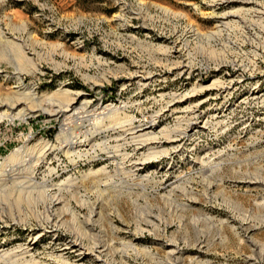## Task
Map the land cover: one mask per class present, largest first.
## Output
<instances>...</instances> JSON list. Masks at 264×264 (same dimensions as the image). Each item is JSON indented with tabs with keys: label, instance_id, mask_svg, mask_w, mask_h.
I'll list each match as a JSON object with an SVG mask.
<instances>
[{
	"label": "rangeland",
	"instance_id": "obj_1",
	"mask_svg": "<svg viewBox=\"0 0 264 264\" xmlns=\"http://www.w3.org/2000/svg\"><path fill=\"white\" fill-rule=\"evenodd\" d=\"M230 1L0 0V104L17 90L15 78L34 96L28 103L32 115L0 118V168L5 172L11 168L4 163L10 153L54 142L60 131L75 127L54 113L59 104L51 95L58 91L77 93L91 107L115 105L140 124L189 91L187 103H201L199 112L205 114L198 127L204 119L208 123L184 154L147 164L142 175H153L149 182L137 185L121 166H109L108 177L97 174L66 192L75 216L66 213L60 228L47 229L32 250L36 264H54L50 255L74 239L103 251L99 261L80 257L82 264H264V187L252 185L255 179L264 182V103L245 102L251 90L264 96V14L219 27L216 18L242 9ZM214 2L219 5L211 7ZM253 6L245 9L261 10ZM28 63L36 72L28 73ZM142 75L156 79L140 91ZM239 78L224 96L221 87ZM199 88L192 97L191 89ZM185 106L159 120L157 130L183 128L176 118ZM101 158L92 167L82 165L80 173L109 165ZM196 158L210 164L200 171L193 167ZM52 165L57 166L54 160ZM62 168L53 183L66 177ZM164 174L165 182L174 185L167 193L158 184ZM2 179V185L12 187L8 177ZM34 182L31 201L41 190ZM15 202L16 196L0 200L7 223L0 224V246L11 251L42 228L26 201L20 207ZM96 204L100 216L90 217ZM43 208L40 204L37 211L41 220ZM69 253L71 261L79 260ZM0 264L28 263L11 259Z\"/></svg>",
	"mask_w": 264,
	"mask_h": 264
},
{
	"label": "bare ground",
	"instance_id": "obj_2",
	"mask_svg": "<svg viewBox=\"0 0 264 264\" xmlns=\"http://www.w3.org/2000/svg\"><path fill=\"white\" fill-rule=\"evenodd\" d=\"M217 1L222 4L233 2L230 0ZM236 1L242 5V9L223 13L220 17L216 18L220 19L221 24L219 27H229L237 23L239 24L240 22L245 23L247 22V16L251 15V13H254L255 15L264 14V0L262 3H255L253 0ZM213 4L209 5L211 7L219 5L216 2ZM248 5H254L261 10L245 9ZM212 11L208 12L209 15L215 16V13H212ZM232 18H237L239 20L235 19V21H232ZM249 22L253 23V25L256 23L252 20ZM261 24L262 23H259L257 26L259 27ZM27 69L28 73H34L37 70L36 66L33 64H30ZM155 79L156 78L152 75L140 76L137 80L138 89L141 91L142 89L149 87ZM15 80L17 81V85L13 88L17 90L11 94V98L5 100V103L0 104V108H3L1 110L2 112H0V118L12 117L15 114L18 117L25 118L34 113L33 107L28 106V103H33V89L26 88L18 78H15ZM238 80L239 81H236L235 83L229 81L230 83L227 86L221 87L224 96L231 94L232 88L238 86L240 83V78ZM210 86H216V84ZM199 91L201 92L202 88H199V90L191 89L192 97ZM189 94L190 92L188 91V93L186 92L183 95L180 93L172 98L166 103L164 110H162L157 116L154 115L150 121H147L148 123L144 124L137 123L134 120V117L126 116L124 113L125 110L115 107V105L112 104L102 103L95 107H91V102H87L85 98L77 93L72 94L69 91L64 90L52 94L51 98L55 97V101L59 104V108L54 111V113L63 114V116H66V119L73 121L75 127L73 129L65 128L63 131H60L54 142L41 141L32 147H26L23 150H16L13 153H10L4 161V163H9L11 166L8 170L9 172H5V168L3 167L0 168V183L2 181L4 182V179H2L3 176L8 177L13 183L11 188L6 187V184H0V200L6 196L11 198L16 196L15 203L17 207H20V201H26L27 204L31 206V214L36 215V221L42 226L39 232L28 236L25 245L19 246L15 250L11 251L5 248V246H0V263L4 261L7 262L11 259H18V261L23 260L24 263L36 264L34 260L37 258L34 257L32 250L33 248H36L40 238L46 231H48L47 229H54L55 227L60 228L64 224L63 215H66V213L73 217L75 216L70 203L65 200V193H69L72 188L77 187L84 181H90V179H88L89 177H94L97 174L99 176L110 173L108 172L109 166H121V168H119L122 169L121 172L129 175L126 176L127 179L130 177L132 181H136V184L137 182H149L153 180V175H142V171L145 170L147 164L157 162L167 157L168 159L170 158V161H173L174 156L176 157L184 154L188 142L191 141L197 133L202 132L208 124L207 120L204 119V121L202 120V127H198L200 125L198 122L205 114L199 112L201 103H187L190 98ZM50 100L53 101L52 99ZM260 100V103H264V96L259 95L255 90H251L248 97L245 99V102L258 103ZM185 104L186 106L184 108L182 107V110L180 111L183 113V116L176 118L177 122H184H181L184 124L183 128L170 130L168 127H163L157 130L159 120L167 115H174L177 111L176 109H178L177 106H184ZM20 105H22L23 108L14 113L15 109ZM60 106H63L64 109H61ZM43 111L45 112L46 110L43 109ZM163 141L164 143H162ZM111 142H114L115 144L111 145ZM165 143L167 145H164ZM128 150H130V153ZM102 156L104 157V161H107L109 165L102 166L95 171L87 169V173H80V167L82 165L87 166L88 164L92 167L94 162L103 160L101 158ZM52 160L57 164L56 168L51 167ZM194 163L197 165L193 167L200 171L210 164L209 162H204V160L200 158H196ZM62 164L63 168L62 170H59V172L66 177L57 183H53L55 179L59 177L57 168ZM78 174L80 176L79 178L76 177ZM166 176L167 174H164L158 183L160 190L164 193H167L170 188L174 186L173 184H167L165 182ZM36 179L39 180V182H35L38 183L41 190L38 193V198L31 201V192L36 190L37 187V184L32 186L31 183ZM92 180L95 182L94 178ZM14 181L17 183L14 184ZM253 181H255V183L252 185L264 187L263 181L260 183H258L256 179ZM111 182L113 181L111 180ZM248 182H252V180H248ZM19 183H21L22 186H20ZM16 184H19L20 187L15 186L14 188L13 185ZM24 184L27 185V187H24ZM29 184L31 186H28ZM103 185L105 186V183ZM111 185L113 184L111 183ZM248 186H251V184L248 183ZM40 204L44 207L42 212L44 217L42 220L41 217L37 215ZM56 205H59L60 207L56 208ZM100 209L99 204L94 205L90 212V217H99ZM4 221L5 219L0 215V224L3 223L6 227L7 223ZM63 246L64 249L61 252L55 253L56 255H50V257L53 258L52 261L54 264H82L80 263V257L86 255H90L97 261L103 258L102 250L94 247L89 248L88 246H85L82 241L76 239L67 244L65 243ZM69 252L76 253L79 260L71 261ZM26 259H29V262L24 261Z\"/></svg>",
	"mask_w": 264,
	"mask_h": 264
}]
</instances>
